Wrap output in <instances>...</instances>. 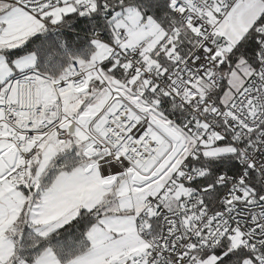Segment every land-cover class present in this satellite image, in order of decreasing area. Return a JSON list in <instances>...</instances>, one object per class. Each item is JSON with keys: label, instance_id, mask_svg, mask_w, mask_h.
Segmentation results:
<instances>
[{"label": "snow or ice", "instance_id": "obj_1", "mask_svg": "<svg viewBox=\"0 0 264 264\" xmlns=\"http://www.w3.org/2000/svg\"><path fill=\"white\" fill-rule=\"evenodd\" d=\"M0 264H264V0H0Z\"/></svg>", "mask_w": 264, "mask_h": 264}]
</instances>
